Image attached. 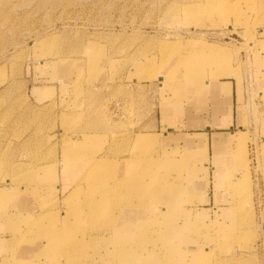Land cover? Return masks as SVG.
<instances>
[{
  "label": "rangeland",
  "instance_id": "374dc122",
  "mask_svg": "<svg viewBox=\"0 0 264 264\" xmlns=\"http://www.w3.org/2000/svg\"><path fill=\"white\" fill-rule=\"evenodd\" d=\"M252 43L255 62L264 63V0H0V197L12 186L17 192L44 185L53 203L57 180L42 183L38 174L51 175L58 161L64 169L73 162L80 168L76 181L61 171V208L73 203L74 222L42 232L41 224L60 212L34 218L12 242L0 241L3 264L26 260L16 253L25 244L38 252L29 264H164L169 238L175 264H264L263 114L251 112L256 140L235 127L227 131L244 143L224 149L227 166L235 168L212 218L196 208L185 212L189 201L164 203L173 181L166 180L158 139L177 130L155 120L172 89L203 93L219 77L239 79V61ZM139 136L145 145L135 143ZM95 143L109 156L126 155L123 176L113 175L115 160L90 152ZM163 194V203L141 201ZM5 203L6 212L11 202ZM184 215L195 221L182 222ZM195 239L205 242L197 254ZM42 240L50 253L38 248Z\"/></svg>",
  "mask_w": 264,
  "mask_h": 264
},
{
  "label": "crops",
  "instance_id": "0c3cea01",
  "mask_svg": "<svg viewBox=\"0 0 264 264\" xmlns=\"http://www.w3.org/2000/svg\"><path fill=\"white\" fill-rule=\"evenodd\" d=\"M254 46L255 44L253 45L252 43L250 51L239 61L241 70L239 79L236 80V78L231 75H228V77H219L217 85L213 84V86H208L203 93L190 91L184 94L181 92H175L174 94V90L171 88V94L167 99L164 98L166 99L165 101L163 100L165 102V107L157 111L159 113V120L155 119L157 127H162L163 124V127L167 129H173L174 127L177 130L171 134H164L163 137H161L162 139H158L161 142L159 154L161 161L165 163L164 170L166 173V180L169 182L173 181L170 187H168V195L164 203H179V199H182V201H189L192 204H188L184 207L185 212L186 210H192L193 214V210L196 208L198 213L202 212L211 218V214H215L217 210L221 208V206H218V204L216 206L215 204L225 201L224 191L227 185L225 178L229 171L235 168H229L227 166V160L223 154L225 147L230 143V136L232 133L237 134L239 132L241 135L247 133L248 137L252 140H256L257 136L259 138V135L253 131L255 122L252 119L251 112L253 110L263 114L264 122V70L262 66L264 63L260 64L259 61H257L259 63L255 62ZM258 46L262 47V43L257 45L255 48L256 51L259 48ZM252 63L258 64L259 66L257 68L254 67L252 70H247ZM236 66L237 65H235V67ZM258 73L260 75L259 77ZM247 80H250L249 83ZM180 83L184 82L180 81ZM222 84H230V86H223L225 90L230 88V91H222L220 87ZM134 87H136L135 90L138 89L136 85ZM134 87L131 88L134 89ZM53 88L55 89V86H53ZM231 127L238 128L239 131L232 133L227 132ZM151 134L160 135L157 131ZM233 145L235 147L237 146L235 141ZM74 149L71 148L70 150L74 152ZM90 152L97 154V157L102 153L106 158L115 160L117 162V167L114 169L113 173L115 177H121L125 174L126 164L121 165V161L126 158V155L109 156L107 154V149L100 150L97 143L91 145ZM163 155L167 157L163 158ZM66 156H72V154L68 153ZM86 161L87 160H83L80 162L81 164H79L84 166ZM61 164L62 163L58 161V166L52 169L51 175H48L46 172H40L38 174V178L42 180L40 181L42 183L45 182L46 179H50V177H55L57 181L54 185V190L57 201L54 199L53 203L47 202V198H49L50 194L45 191L44 185L41 188H37L35 185L28 188L21 187L17 192L15 187L12 186L14 190L5 193L3 198L0 197V241L9 240V242H12L13 235L22 233L26 226L25 224L30 223L34 218L45 215L48 212H60V215L59 217H54L51 222L42 223L39 227V230L42 232L54 228L60 229L64 223L71 222L72 224L74 222L72 218L73 203H70L69 206H65L63 210L61 208L62 200L66 196L63 192L66 187L61 183V171L63 169L64 173L72 179L71 181H76L79 176L80 168L77 162L69 163L65 169ZM158 172L159 170L157 173ZM248 179L249 172L247 181ZM144 180L148 184L151 183L149 177ZM38 182L39 181L36 183ZM102 182L109 185L110 180L107 179ZM176 185L181 189L178 194ZM221 185L224 186L223 191H220L221 189L219 188L216 189L217 186ZM150 188L151 185H149V189ZM46 189H48V187H46ZM72 189L73 188H67L66 190L72 191ZM162 189L164 188L158 187V191ZM39 190L40 194H37ZM209 191H212V194H210ZM143 194L145 195L144 191ZM38 195H41L42 211L39 208V203L35 201ZM220 196L223 197L221 198ZM200 198H206L207 201L205 202L207 203L200 204L198 202ZM5 199H9L11 202L7 203L9 207L6 212L3 211L6 204ZM194 200L196 201L194 202ZM141 201L142 203H163L164 194L156 195L154 198H141ZM102 203L107 202L104 200ZM168 209L169 208H167V210ZM173 212V208H170L167 212V217L172 221H177V217ZM179 218H182V222L188 219L190 224L195 221L194 218H190L189 215H184ZM10 219H12V223L9 222ZM44 237L43 239H46ZM186 238L187 236L184 235V240H187ZM167 240L166 254L170 257L164 264H175L177 261L175 256H177L178 253L173 248L172 239L169 238ZM191 243L193 244L195 254L200 253L205 246V242L200 239L192 240ZM37 245H39L38 248H41L43 252H51L50 250L46 251V249H49V244L46 240H42L40 243L37 242ZM24 246H26L25 249H19L16 253L25 255L26 260H19L20 262H17L16 259L14 260V258H12L11 261L8 263L5 262L4 264H29L30 261L28 258L31 257L33 259L34 255L38 252L36 251L37 253H34L26 244ZM146 249L150 250V248ZM162 254L164 253L161 252L160 255ZM142 256L152 257V254L150 255V253L145 251L142 253ZM3 260L4 255H0V264H3ZM48 261L50 264L49 259ZM44 262L47 261L43 260L42 264H48Z\"/></svg>",
  "mask_w": 264,
  "mask_h": 264
},
{
  "label": "bare ground",
  "instance_id": "6f19581e",
  "mask_svg": "<svg viewBox=\"0 0 264 264\" xmlns=\"http://www.w3.org/2000/svg\"><path fill=\"white\" fill-rule=\"evenodd\" d=\"M150 138H148V140H149ZM231 139V138H230ZM135 140H137L135 143H138V144H140V145H145L146 143H147V138H142V136H139L138 138H136ZM229 142L230 143H233L234 141L233 140H229ZM235 142H236V145H241L242 146V144H243V142H244V139H243V137H238V138H236L235 139ZM240 146V147H241ZM76 157V156H75ZM98 160V159H97ZM140 160V159H139ZM99 161V160H98ZM97 162V161H96ZM92 164V163H91ZM90 165V164H89ZM93 167H90V171L88 172V174L89 175H95L94 173H93V171H94V169H96V163H94V165H92ZM89 170V169H88ZM87 174V173H86ZM85 174V175H86ZM84 175V176H85ZM89 182H93L91 179H89ZM117 199V198H116Z\"/></svg>",
  "mask_w": 264,
  "mask_h": 264
}]
</instances>
